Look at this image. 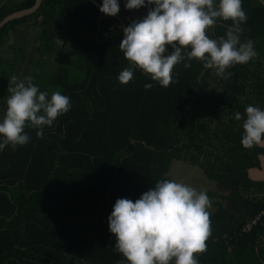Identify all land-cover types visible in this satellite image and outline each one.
Returning a JSON list of instances; mask_svg holds the SVG:
<instances>
[{
  "label": "trees",
  "instance_id": "16d2710c",
  "mask_svg": "<svg viewBox=\"0 0 264 264\" xmlns=\"http://www.w3.org/2000/svg\"><path fill=\"white\" fill-rule=\"evenodd\" d=\"M119 3V13L109 17L90 0H43L37 12L0 31L1 47L16 25L42 19L40 57L30 55L23 79L31 76L41 91L60 90L71 104L43 136L26 128L28 143L0 151V264H127L113 249L108 216L117 199H138L168 179L173 161L201 168L217 184L220 200L209 211L211 235L199 264H264V181L249 176L261 168L264 147L242 145L243 119L234 118L236 112L243 118L248 105L264 108V66L250 60L218 76L193 58L189 68L186 61L174 66L167 87L139 68L121 83L118 76L130 63L119 47L121 21L130 24L127 18L145 8L129 11L124 0ZM242 7L241 40L251 39L258 49L264 45V1L243 0ZM12 13L0 9V21ZM60 21L69 35L54 71L45 56L56 53L50 34ZM230 24L218 20L207 34L223 36ZM9 87L6 93L0 87L2 98Z\"/></svg>",
  "mask_w": 264,
  "mask_h": 264
},
{
  "label": "clouds",
  "instance_id": "9594fccd",
  "mask_svg": "<svg viewBox=\"0 0 264 264\" xmlns=\"http://www.w3.org/2000/svg\"><path fill=\"white\" fill-rule=\"evenodd\" d=\"M243 0H124L126 10L148 8L147 14L123 28L119 44L130 62L118 80L128 83L139 68L151 80L167 87L173 68L193 58L218 76L236 64L256 56L254 42L241 40V25L247 14ZM151 6V7H148ZM99 11L109 17L120 11L119 0H102ZM218 20L231 21L223 36L211 38L207 30ZM170 46V51L168 47ZM15 80V78H13ZM145 89L152 84H145ZM6 108L0 117V151L6 145L23 146L31 139L26 128L43 136L58 116L69 111L68 96L60 90L41 91L26 76L8 88ZM243 119L241 143H264V108L248 105ZM210 199L205 191L176 180L158 181L138 199L119 198L108 216L109 232L115 236L114 250L127 264H199L196 254L206 251L211 235Z\"/></svg>",
  "mask_w": 264,
  "mask_h": 264
},
{
  "label": "flooded vegetation",
  "instance_id": "af4514ba",
  "mask_svg": "<svg viewBox=\"0 0 264 264\" xmlns=\"http://www.w3.org/2000/svg\"><path fill=\"white\" fill-rule=\"evenodd\" d=\"M41 20H42L41 18H32L29 20H25V22H24L25 27L31 28L29 31L33 32L34 37L32 39H29V41L31 42V41L36 39L33 50L31 52H29L28 55L25 53H21V50L19 49V45L17 44V42L15 43V42H11L9 40L10 35L6 36L7 41L10 42L7 45L9 52H8V55L6 57H4L0 54V61L3 60L2 65L0 66V85H1L0 87L4 90L5 93L7 91V87H9V86L12 87V86H14V84L16 82L23 80L24 74H26L25 73L26 69L29 68V65H27V60H25V59H29L30 55H33L32 56L33 59H37L40 57L39 51L36 48L40 47V45H41L40 36L43 32V24H42ZM14 28L12 30H14ZM60 39L63 42L62 45L56 46L54 48L56 50V53H58L59 55H60V53H63L65 51V49H63L64 41L62 40V38H60ZM58 50H61V51L58 52ZM54 55L55 54H52V56H54ZM16 59H17V62H15ZM23 59L25 60L24 66L21 65V64H23L22 63ZM13 78H15V80ZM2 86H4L5 89ZM3 93H2V95H3ZM2 95L0 96V105L3 106V105H6V99H7L8 95H10V94H7L5 98H2Z\"/></svg>",
  "mask_w": 264,
  "mask_h": 264
},
{
  "label": "crops",
  "instance_id": "0c3cea01",
  "mask_svg": "<svg viewBox=\"0 0 264 264\" xmlns=\"http://www.w3.org/2000/svg\"><path fill=\"white\" fill-rule=\"evenodd\" d=\"M28 0H0V9L2 8H7L10 11L17 12L20 10V6L23 5L25 2ZM264 1V0H262ZM43 2V0H42ZM99 3V2H98ZM101 4V3H100ZM131 18V17H130ZM138 17H135L134 20H138ZM133 20V19H132ZM133 20V21H134ZM215 25V24H214ZM214 25L212 27H214ZM58 31L60 34V38L64 41V36L68 33L69 35V26L66 23V21H60L58 22ZM25 28V29H24ZM31 28H26L24 25V22L19 23L18 25L15 26L14 30L10 34V41L11 42H17L19 45V49L21 50V53L29 54L33 50L34 44L36 42V39L33 41H29V38L27 35L32 31H29ZM1 31V30H0ZM30 42V43H29ZM10 42L7 41V38L4 39V45L0 47V54L4 57L2 53V48L4 47L5 49L7 48V45ZM256 51V56L251 59V61L254 62V67H263L264 66V45H261L258 49L255 48ZM55 54L56 57L59 56L58 53H52ZM259 61V63H258ZM260 72L263 71V69H258ZM264 147V143H262ZM260 162H261V168L259 169H251L249 171V176L253 180H263L264 181V155L260 156Z\"/></svg>",
  "mask_w": 264,
  "mask_h": 264
},
{
  "label": "rangeland",
  "instance_id": "374dc122",
  "mask_svg": "<svg viewBox=\"0 0 264 264\" xmlns=\"http://www.w3.org/2000/svg\"><path fill=\"white\" fill-rule=\"evenodd\" d=\"M128 19H131V18L130 17L127 18V22H128ZM27 37L29 39H32L34 37L33 33L30 32L27 35ZM51 56H52V53L49 55L47 54L45 56V57H48L47 59L48 62L45 63V65L47 66L48 69L56 71L57 69H59L58 67L61 65V61H60L61 57H56V55L52 57ZM25 60L29 62V59H25ZM25 60L23 59L22 61L23 64L21 65L24 66ZM2 109H3V106L0 105V112ZM168 179L189 184L190 186L195 187L198 191H205L211 202V207L208 209V211H214L216 209L214 206V202L220 200V198L217 195V184L215 181L210 180L205 175L204 171L201 168L192 166L189 163H186L183 161H173L171 164L170 170L168 172ZM209 192L210 194H208ZM196 256L198 259V254H196Z\"/></svg>",
  "mask_w": 264,
  "mask_h": 264
},
{
  "label": "water",
  "instance_id": "95a60500",
  "mask_svg": "<svg viewBox=\"0 0 264 264\" xmlns=\"http://www.w3.org/2000/svg\"><path fill=\"white\" fill-rule=\"evenodd\" d=\"M96 7L100 8L101 4L98 3L96 0H90ZM42 5V0H36L35 4L33 5V7L28 8V9H23V10H19L17 12H14L8 16H6L3 20L0 21V30L7 25L8 23H10L11 21H14L16 19H21V18H25L28 17L32 14H34L35 12H37V10L40 8V6ZM141 12V10L139 11ZM146 15V13H142V15L140 16L139 14V19L143 18ZM121 25L122 28L126 27V23L124 21H121ZM50 38L51 41L55 44V46H60L62 45V41L60 39V34L58 31V27L55 26L54 29L52 30L51 34H50ZM8 49H5L4 47L2 48V53L3 55L7 56L8 55Z\"/></svg>",
  "mask_w": 264,
  "mask_h": 264
},
{
  "label": "built area",
  "instance_id": "2783aa9c",
  "mask_svg": "<svg viewBox=\"0 0 264 264\" xmlns=\"http://www.w3.org/2000/svg\"><path fill=\"white\" fill-rule=\"evenodd\" d=\"M151 7V6H148ZM147 10L148 8H145V13L147 14ZM129 23L132 22V19H128ZM261 219V215L256 216L254 218H252L245 226V228L243 229L244 232H249L251 231L260 221Z\"/></svg>",
  "mask_w": 264,
  "mask_h": 264
},
{
  "label": "bare ground",
  "instance_id": "6f19581e",
  "mask_svg": "<svg viewBox=\"0 0 264 264\" xmlns=\"http://www.w3.org/2000/svg\"><path fill=\"white\" fill-rule=\"evenodd\" d=\"M256 245V244H255Z\"/></svg>",
  "mask_w": 264,
  "mask_h": 264
}]
</instances>
